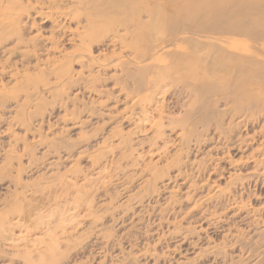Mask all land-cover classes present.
<instances>
[{
  "label": "rangeland",
  "instance_id": "1",
  "mask_svg": "<svg viewBox=\"0 0 264 264\" xmlns=\"http://www.w3.org/2000/svg\"><path fill=\"white\" fill-rule=\"evenodd\" d=\"M8 1L0 6V19L7 13L22 14L18 29L28 17L34 19L30 10L35 0H11L17 2L15 11ZM43 26L37 22L28 37L51 36ZM44 40L53 45V40ZM74 51V44L65 43L50 54L62 61ZM26 52L33 50L18 52L7 63L9 72L0 74V94L10 100L0 107V117L9 113L0 119V227L8 230L0 235V264H27L30 256L35 264H264V248L256 246L264 244L262 225L256 231L230 221L210 227L197 222L215 188L208 187V176L191 163L200 152L207 159V152H198L194 144L183 147V96L177 100L172 95L171 107L164 111L162 101L156 109L146 101L135 105L148 95L139 90L138 80L124 83L119 73L111 72L116 76L112 78L96 66L88 76V69L76 63L71 70L84 71L96 92L86 84L80 93L77 87L59 85V96L45 95L24 107V116L34 114L31 120H20L30 125L29 131L13 117L21 111L15 108L16 98L22 101L24 95L16 88L22 78L12 75L19 72L36 81L50 69L45 67L46 53H37L28 65L20 60ZM86 55L101 63L112 54L98 46ZM126 88L144 92L129 98ZM125 113L134 114L130 126L121 120ZM199 118H189V142L195 141L197 131L213 129L203 124L196 130ZM31 144L33 152H24ZM25 211L30 214L22 216Z\"/></svg>",
  "mask_w": 264,
  "mask_h": 264
},
{
  "label": "bare ground",
  "instance_id": "2",
  "mask_svg": "<svg viewBox=\"0 0 264 264\" xmlns=\"http://www.w3.org/2000/svg\"><path fill=\"white\" fill-rule=\"evenodd\" d=\"M8 3L14 11L18 9L16 1ZM3 4L0 0V6ZM69 4L72 6H66ZM30 11L34 19L28 17L21 29L16 26L22 23V14L7 13L0 19V46L5 48L0 51V74L9 72L7 63L13 56L29 49L33 52L24 53L22 62L31 65L29 61L42 52L47 54L45 67L50 69L41 72L36 81L19 72L12 75L22 78L16 81V88L24 95L22 101L16 98L15 108L21 111L14 113L15 121L31 120L34 114L24 116V107L45 95L59 96V85L77 87L80 93L86 84L96 92V87L87 84L93 66L106 75L119 73L124 83L138 80L139 90L148 95L145 100L136 99L135 105L146 101L155 108L162 101L160 109L164 111L170 109L172 95L177 100L181 95L180 107L187 108L179 124L187 131L183 147L194 144L198 152H207V159L200 152L191 163L201 175L208 176V187L215 188L209 192L208 204L197 215V222L210 227L230 221L256 231L262 225L264 231V0H35ZM37 22L51 36L45 40L40 35L28 37ZM43 40H53V45H45ZM65 43L74 44L76 51L56 60L51 51ZM98 46L112 54L101 63L86 55ZM76 63L90 74L72 71L70 66ZM125 90L129 98L144 92ZM192 96L196 97L195 105L189 102ZM1 97L0 107H5L10 100L8 95ZM7 115L0 119H7ZM132 115L125 113L121 120L130 126ZM194 115L200 116L193 125L196 130L203 124L213 129L197 131L195 141L189 142L193 132L188 130V121ZM23 125L29 130V124ZM33 149L31 144L24 152ZM33 161L32 156L30 164ZM18 167L21 172L22 166ZM251 205L254 207L248 208ZM28 214L25 211L22 216ZM3 225L0 235L8 231ZM220 229L226 233L224 226ZM256 246L264 248V244ZM240 247L246 248L247 243ZM25 262L35 264V257H26Z\"/></svg>",
  "mask_w": 264,
  "mask_h": 264
}]
</instances>
